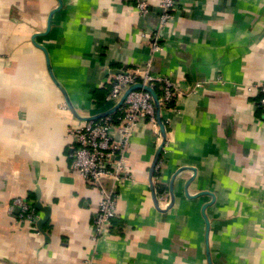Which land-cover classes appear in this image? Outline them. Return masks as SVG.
Returning a JSON list of instances; mask_svg holds the SVG:
<instances>
[{
	"label": "crops",
	"instance_id": "1",
	"mask_svg": "<svg viewBox=\"0 0 264 264\" xmlns=\"http://www.w3.org/2000/svg\"><path fill=\"white\" fill-rule=\"evenodd\" d=\"M147 1L0 0V264H264V109L247 88L264 78V0H177L158 50ZM147 63L176 91L162 163L151 181L162 137L139 121L133 180L94 240L101 195L71 167L66 129L114 107L113 75ZM15 197L48 218L20 221Z\"/></svg>",
	"mask_w": 264,
	"mask_h": 264
},
{
	"label": "built area",
	"instance_id": "2",
	"mask_svg": "<svg viewBox=\"0 0 264 264\" xmlns=\"http://www.w3.org/2000/svg\"><path fill=\"white\" fill-rule=\"evenodd\" d=\"M136 7L141 14L148 11L147 0H137ZM159 25L153 35V48L160 49L158 38L163 28L172 21L177 10V0H159ZM159 85L161 95L158 97L160 107H167L175 95V86L165 75L150 72L149 63L131 69L121 70L113 75L106 100L115 106L124 92L135 83ZM249 92L256 96L255 102L264 109V78L247 86ZM158 125L152 95L144 89L128 92L123 102L112 112L85 120L79 125H70L66 129L67 138L72 145L71 167L85 180L99 189L101 198L93 218L92 239L104 236L111 228L116 214L118 186L126 180H133L127 165L128 150L132 133L139 121ZM160 133V131H159ZM162 160L158 159L155 169H159ZM109 182V185H108ZM12 205L19 207L18 218L35 224L39 218L32 202L23 197H15Z\"/></svg>",
	"mask_w": 264,
	"mask_h": 264
},
{
	"label": "water",
	"instance_id": "3",
	"mask_svg": "<svg viewBox=\"0 0 264 264\" xmlns=\"http://www.w3.org/2000/svg\"><path fill=\"white\" fill-rule=\"evenodd\" d=\"M53 12H54V10L51 11L50 16H51V14H52ZM49 26H50V25H49V21H48L47 28H46L45 31H44L43 33H41V34H45V33L49 30V28H50ZM35 36H36V35H35ZM35 36H34V37H35ZM41 48L45 51L46 56H47V61H48L49 58H48V55H47V52H46L45 48L42 47V46H41ZM48 65H49V64H48ZM53 79H54V77H53ZM133 89H144V90L148 91V92L152 95V97H153V101H154V105H155L156 119H157V123H158V125H159V127H160V134H161L162 140H161V143H160V145H159V147H158V149H157V151H156V155H155V157H154V160H153V163H152V167H151V171H150V180L152 181L153 170H154L155 164H156V162H157V160H158V157H159V155H160V152H161L162 146H163V144H164V142H165L164 140H165V136H166L165 125H164V123H163V121H162V118H161V116H160V103H159V101H158V96H157V94H156V92H155V90H154L153 87H151V86L148 85V84H142V83H140V82L135 83V84L131 85V86H130V87L124 92V94L122 95L121 99L119 100V102H118L114 107H112V108H110V109H108V110H106V111H104V112H101V113H99V114H97V115H93V116L86 117V120H88V119H92V118H97V117H99V116H103V115H106V114H108V113L114 111V110H115V109H116V108H117V107L123 102V100H124L125 96L128 94V92H129L130 90H133ZM66 100H67V99H66ZM67 103H69L68 100H67ZM35 207H36L37 209L42 210V211L45 212V216H44V218H41V219L38 221V225L40 226V224L48 218V214H49V211H50V207H48V206H43V205L40 203V201H36V203H35ZM207 254H208V262H209V264H212L211 261H210L209 252H207Z\"/></svg>",
	"mask_w": 264,
	"mask_h": 264
},
{
	"label": "trees",
	"instance_id": "4",
	"mask_svg": "<svg viewBox=\"0 0 264 264\" xmlns=\"http://www.w3.org/2000/svg\"><path fill=\"white\" fill-rule=\"evenodd\" d=\"M154 90H155L157 96L159 97L161 95V88L159 87V85H156L154 87ZM171 104H172V102H169L168 105H166V106L169 107Z\"/></svg>",
	"mask_w": 264,
	"mask_h": 264
}]
</instances>
